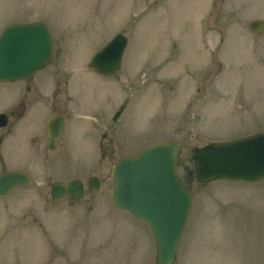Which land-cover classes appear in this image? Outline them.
<instances>
[{"label": "rangeland", "instance_id": "rangeland-1", "mask_svg": "<svg viewBox=\"0 0 264 264\" xmlns=\"http://www.w3.org/2000/svg\"><path fill=\"white\" fill-rule=\"evenodd\" d=\"M252 18H264V0H0V33L41 19L54 36L31 89V79L0 81V111L30 100L0 126V171L31 178L0 196V264H155L149 226L112 204L110 170L116 157L168 139L182 145L177 172L193 190L172 264H264V177H186L194 146L264 130V32L250 35ZM117 31L128 37L120 69L88 68ZM60 79L65 126L51 149L44 121ZM103 125L116 135L113 156L98 150ZM93 174V192L51 200V181Z\"/></svg>", "mask_w": 264, "mask_h": 264}, {"label": "water", "instance_id": "water-1", "mask_svg": "<svg viewBox=\"0 0 264 264\" xmlns=\"http://www.w3.org/2000/svg\"><path fill=\"white\" fill-rule=\"evenodd\" d=\"M249 28L254 33L260 32L264 30V21L252 19ZM126 44V35L115 33L92 55L91 67L104 74L115 72L121 64ZM52 54L53 36L45 21L8 24L0 34V81L30 78L48 62ZM126 101L119 105L114 119L121 113ZM6 122L7 114L0 112V126ZM62 129V114L55 112L50 115L46 122L48 147L56 146ZM259 148L264 149V131L194 146L195 177L200 182L217 178L256 182L264 177V153L251 155V152ZM180 151L177 140L153 143L134 154L118 158L111 170L112 203L147 223L156 248L155 264L174 262L193 199V190L182 182L176 172ZM29 182L30 176L23 170L0 171V195ZM98 187V176L90 175L86 180L88 192ZM83 193L84 183L80 178L50 182L52 201L79 199Z\"/></svg>", "mask_w": 264, "mask_h": 264}, {"label": "flooded vegetation", "instance_id": "flooded-vegetation-1", "mask_svg": "<svg viewBox=\"0 0 264 264\" xmlns=\"http://www.w3.org/2000/svg\"><path fill=\"white\" fill-rule=\"evenodd\" d=\"M65 77V76H64ZM33 78V77H32ZM30 82V89H31V86H32V79L29 81ZM66 82V81H65ZM57 85H58V87L60 86L58 83H57ZM28 88V89H29ZM64 91H66V87H65V90ZM58 94L56 95H54V97H53V99L51 100V103H50V105L52 106L51 108V111H50V113L45 117V121H44V126H45V128H46V122H47V120H48V118H49V116L50 115H52L53 113H55V112H60L61 114H62V116H63V128H64V126H65V118H66V116H65V112L63 111L64 109L62 108V107H59V105L57 104V103H55V101L60 97V95H61V90H59L58 89ZM28 95H30V94H28ZM56 98V99H55ZM54 101V102H53ZM28 102H30V100H28L27 99V97H23L21 100H20V107L19 108H11L10 110H8L7 112H8V122L7 123H9V124H11L12 125V123L14 122V120L16 119V118H18V117H20L23 113H24V111L26 110V108H27V104H28ZM57 105V106H56ZM10 113H12L13 114V118H12V120L11 121H9V119H10V116H9V114ZM119 117V116H118ZM116 120V119H115ZM103 128H102V130H101V135H100V139H99V141H98V149L99 150H101V155H102V157L103 156H106V155H109V156H113V154L115 153V149H114V137H116V135H115V133H112V134H110V133H108V129H105V128H107L105 125H103L102 126ZM45 128H44V131H45ZM63 132V131H62ZM105 140V141H104ZM105 142V143H104ZM181 144V143H180ZM114 146V147H113ZM182 146V145H181ZM107 151H108V153H107ZM136 151H134L133 153H135ZM130 154H132V153H130ZM123 156V155H122ZM121 157V156H120ZM117 158H119V157H116V160H117ZM189 173H192V171L191 170H189ZM181 177V176H180ZM181 179H182V177H181ZM183 181H184V183H186V180L183 178L182 179ZM86 191H84V193H85Z\"/></svg>", "mask_w": 264, "mask_h": 264}, {"label": "bare ground", "instance_id": "bare-ground-1", "mask_svg": "<svg viewBox=\"0 0 264 264\" xmlns=\"http://www.w3.org/2000/svg\"><path fill=\"white\" fill-rule=\"evenodd\" d=\"M262 153H264V149L259 148V149L252 151L251 155H261Z\"/></svg>", "mask_w": 264, "mask_h": 264}, {"label": "trees", "instance_id": "trees-1", "mask_svg": "<svg viewBox=\"0 0 264 264\" xmlns=\"http://www.w3.org/2000/svg\"><path fill=\"white\" fill-rule=\"evenodd\" d=\"M186 177H194V176H193L192 173H189V170H188ZM186 183H187V181H186ZM187 184H188V183H187Z\"/></svg>", "mask_w": 264, "mask_h": 264}]
</instances>
